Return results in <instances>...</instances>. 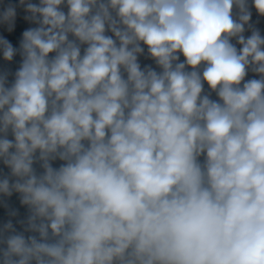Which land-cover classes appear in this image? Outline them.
<instances>
[{
  "label": "clouds",
  "instance_id": "1",
  "mask_svg": "<svg viewBox=\"0 0 264 264\" xmlns=\"http://www.w3.org/2000/svg\"><path fill=\"white\" fill-rule=\"evenodd\" d=\"M0 264H264V0H0Z\"/></svg>",
  "mask_w": 264,
  "mask_h": 264
}]
</instances>
